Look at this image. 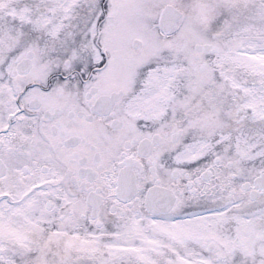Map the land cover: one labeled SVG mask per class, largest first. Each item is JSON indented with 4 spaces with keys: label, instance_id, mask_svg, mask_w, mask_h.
Segmentation results:
<instances>
[{
    "label": "snow or ice",
    "instance_id": "snow-or-ice-1",
    "mask_svg": "<svg viewBox=\"0 0 264 264\" xmlns=\"http://www.w3.org/2000/svg\"><path fill=\"white\" fill-rule=\"evenodd\" d=\"M0 264H264V0H0Z\"/></svg>",
    "mask_w": 264,
    "mask_h": 264
}]
</instances>
